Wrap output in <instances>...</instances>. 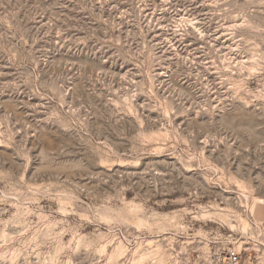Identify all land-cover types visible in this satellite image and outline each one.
I'll return each instance as SVG.
<instances>
[{"label":"rangeland","instance_id":"1","mask_svg":"<svg viewBox=\"0 0 264 264\" xmlns=\"http://www.w3.org/2000/svg\"><path fill=\"white\" fill-rule=\"evenodd\" d=\"M264 264V0H0V264Z\"/></svg>","mask_w":264,"mask_h":264},{"label":"built area","instance_id":"2","mask_svg":"<svg viewBox=\"0 0 264 264\" xmlns=\"http://www.w3.org/2000/svg\"><path fill=\"white\" fill-rule=\"evenodd\" d=\"M228 258H229V262L231 264H234V263L238 262V255L235 252H231L229 254Z\"/></svg>","mask_w":264,"mask_h":264}]
</instances>
